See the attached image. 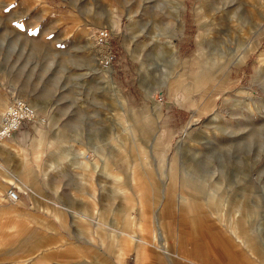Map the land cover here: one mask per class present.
<instances>
[{"label": "rangeland", "instance_id": "rangeland-1", "mask_svg": "<svg viewBox=\"0 0 264 264\" xmlns=\"http://www.w3.org/2000/svg\"><path fill=\"white\" fill-rule=\"evenodd\" d=\"M15 98L33 118L0 140L41 141L0 157L29 180L0 264H138L137 223L156 264H264V0H0V124Z\"/></svg>", "mask_w": 264, "mask_h": 264}, {"label": "crops", "instance_id": "crops-1", "mask_svg": "<svg viewBox=\"0 0 264 264\" xmlns=\"http://www.w3.org/2000/svg\"><path fill=\"white\" fill-rule=\"evenodd\" d=\"M34 128V127H33ZM36 131V130H35ZM35 138H37V137H34V136H32L31 135V133H25V134H19V135H17V136H15L14 138H12V139H10V140H7V141H5V143L3 144H1L0 145V157H2L3 156V154H10V155H12L14 152H15V147H16V149H17V151L19 150L18 148H24L25 147V145L28 143V141L29 142H31V143H37L38 145H40L39 143L40 142H34L33 141V139H35ZM25 149V148H24ZM26 150V149H25ZM63 154V153H62ZM4 157V156H3ZM6 160H7V158H6ZM140 161H141V159H140ZM94 164H95V162H93ZM93 164V165H94ZM51 165L52 166H55V167H57L58 169L61 167V161H60V158L58 159V160H54L53 162H51ZM104 167H105V169H106V171H108V168L106 167V163H105V161H104ZM17 169H15V171H16V175H12V177L10 176L11 174L9 173H6V174H4L3 172H7V169H5V168H3V167H0V207H2V205H1V202H2V197H1V189L2 188H6V186L9 184V183H13V184H19V185H22L23 187H25V188H27L28 186H27V183L29 182V180H28V176L26 175V172H25V168H24V165H22V164H20V163H18L17 164V167H16ZM114 176L115 177H118V173H114ZM135 178H136V180H134L133 178H132V180H133V182L136 184V192H143V190H142V187L140 186V185H138L137 184V179H138V177H136L135 176ZM5 186V187H4ZM121 188V187H120ZM119 188V190L121 191V189ZM32 193H33V190H32ZM93 199V201H91V203H95V198L93 197L92 198ZM18 202V208H19V205H21V204H23V202H22V200H18L17 201ZM183 211H186V210H183ZM19 214H20V216L22 215L23 217H25V216H30L31 214H27V213H25V212H23L22 210H20V208H19V212H18ZM52 214H54V215H57V216H61V213H60V211H57L56 209H54L53 211H52ZM33 216V215H32ZM101 216V212H100V214H99V216L98 217H100ZM188 217L191 219V220H193V221H195L197 218H193V217H191L190 215H188ZM113 221H114V223L116 224V218L115 219H113ZM139 226H140V224L139 223H137L136 225H130L129 224V231H130V237L128 238V242L126 241V242H124V245H118L117 247H116V254H117V256L120 258V259H123L125 256H126V254H128L129 253V251L132 249V247H133V243H134V240L136 239V238H140V239H142L145 243H147L148 244V246H151V251H152V253H148V251H147V247H145V254L144 255H142L140 258H138V256H139V253H138V256H137V260H139V262L140 263H138V264H141V263H143V262H147V263H149V264H156V262H157V258L160 256V253H159V250H158V247L156 246V245H154V242L153 241H150V242H148V241H146L147 239H146V237H145V234H141V233H138L139 232ZM80 229L81 230H89V228L88 227H84V226H81L80 227ZM164 231V230H163ZM135 233V234H133V233ZM164 234H166V232H164ZM120 235H123V234H118V236H119V239H118V241H120V239H121V236ZM126 235V234H125ZM131 235H134L136 238L134 239ZM124 236V235H123ZM163 237V236H162ZM164 238V237H163ZM145 239V240H144ZM61 241L63 242V243H65L66 242V240H65V238H61ZM59 246V245H58ZM61 246V245H60ZM120 247H122L123 248V252L121 253L118 249L120 248ZM247 250V249H246ZM76 251V250H75ZM78 252V251H77ZM120 252V253H119ZM247 252L248 253H250V251H248L247 250ZM251 254V253H250Z\"/></svg>", "mask_w": 264, "mask_h": 264}, {"label": "built area", "instance_id": "built-area-1", "mask_svg": "<svg viewBox=\"0 0 264 264\" xmlns=\"http://www.w3.org/2000/svg\"><path fill=\"white\" fill-rule=\"evenodd\" d=\"M92 37L97 44L106 45V47L110 44L111 34L106 27L94 29ZM110 58L111 55H108L105 64ZM4 112L0 124V139L21 128L26 122L32 120L34 115L32 107L20 98L13 99ZM5 196L10 202H16L19 199V191L15 187H9L5 191Z\"/></svg>", "mask_w": 264, "mask_h": 264}, {"label": "bare ground", "instance_id": "bare-ground-1", "mask_svg": "<svg viewBox=\"0 0 264 264\" xmlns=\"http://www.w3.org/2000/svg\"><path fill=\"white\" fill-rule=\"evenodd\" d=\"M116 21L117 20H115V19H112L111 20V24L110 25H112V26H116ZM111 26V27H112ZM96 27H94V28H92L91 30H93V29H95ZM113 29H115V28H113ZM93 32V31H92ZM91 32V33H92ZM200 40V39H199ZM86 42H87V44H89V45H92V44H94V41H93V39H92V34H90V37L89 38H87L86 39ZM107 67V69L109 68V64L108 63H106L105 64ZM197 74V73H196ZM207 76H210V74L207 72V70L205 71L204 69L203 70H200L199 72H198V78H197V80H196V82H195V84H194V88H201L202 86H204L205 84H206V82H207V80H208V78H207ZM33 107L35 108L36 106L35 105H33ZM4 115V114H3ZM35 119H36V117H35ZM34 119V120H35ZM39 120V122L41 121V119L39 118L38 119ZM38 132H39V135H41L43 132H42V130L41 129H38ZM6 140H0V145L3 143V142H5ZM41 141V140H40ZM40 141H38V142H40ZM19 150H20V148H18ZM21 150H23V151H25L26 152V150L24 149V148H21ZM17 151V149H16V147H15V152ZM23 156V155H22ZM124 243V242H123ZM122 245V244H121ZM124 245V244H123ZM121 253L123 252V248L122 247H120L119 249H118ZM119 252V253H120Z\"/></svg>", "mask_w": 264, "mask_h": 264}]
</instances>
